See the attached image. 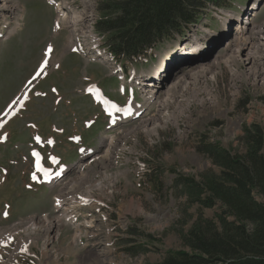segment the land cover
<instances>
[{"label":"rangeland","instance_id":"374dc122","mask_svg":"<svg viewBox=\"0 0 264 264\" xmlns=\"http://www.w3.org/2000/svg\"><path fill=\"white\" fill-rule=\"evenodd\" d=\"M99 1L71 0L79 21L74 29L72 17L61 16L45 0H0V116L6 109V116L14 114L22 105L0 131L1 180L5 177L0 183V214L9 212L8 221L0 216V264L160 262L166 252L183 249L181 236L197 218L212 219L217 211H199L196 205L186 203L180 190L171 189L179 176L200 179L201 174L219 173L201 152V146L218 143L243 154L244 128L254 124L264 128V68H258L264 66V45L260 44H264V36L258 30L264 22V0L255 11L246 9V2L251 8V2L256 0H221L224 7L211 5V15L193 27L181 42H172L163 49L157 61L128 66L148 79L169 58L171 63L196 68L184 69H194L185 76V84L193 82L192 76L203 69L200 66L212 64V50L242 33H237L238 25L244 21L248 27L242 28L246 29L245 35L239 34L238 38L248 48L242 51V63L237 64L243 73H238L236 79L227 73L233 69L231 64L240 61L233 62L234 53L239 50L235 42L217 66L223 75L215 82L216 76L213 79L209 76L206 82L194 83L192 92L178 87L172 96H168L166 82L165 95L160 92L151 104L145 103V95L140 94L145 113L138 121L111 130L106 139L113 138L114 142L106 156L107 145L101 139L109 132L105 131V119L108 123L111 120L106 116L104 119L87 88L95 84L124 106L129 96L119 94L120 83L113 77L111 63L79 56L71 49L78 36L88 44L89 37L91 40L93 35L99 37L94 29ZM237 13L242 16L240 22L234 19ZM56 19L61 20L58 32L54 31ZM98 44L102 46L103 39ZM254 55L262 60L248 65L247 60ZM45 59L47 67L40 69ZM217 72L213 67L211 74ZM182 73L170 77L171 84H177ZM28 81L32 85L27 87ZM200 100L210 107L200 106ZM4 114L0 117L2 124L6 120ZM90 122L94 124L88 129L85 125ZM153 124L160 126L156 132L150 131ZM33 135L44 140L52 138L55 141L52 155L70 164L72 169L65 186L29 185L30 151L36 148ZM75 138L82 144H76ZM121 146L124 152L118 155L116 150ZM89 147L96 150L95 158L81 166L77 162L80 151ZM137 164L149 168L150 174L145 172L147 168L142 170ZM69 192L93 202L78 215L77 224L64 225L61 216H54V199ZM85 211H91L92 216L86 217ZM45 215L54 216L48 218L50 226L58 219L62 225L52 231L46 229V234L40 227ZM33 217L37 232L26 235L31 232L27 228ZM81 221L93 223L85 228L81 227ZM13 233L15 236L11 237Z\"/></svg>","mask_w":264,"mask_h":264},{"label":"trees","instance_id":"16d2710c","mask_svg":"<svg viewBox=\"0 0 264 264\" xmlns=\"http://www.w3.org/2000/svg\"><path fill=\"white\" fill-rule=\"evenodd\" d=\"M211 5L221 8L223 3L101 0L95 31L104 38L108 53L140 64L150 51L162 52L167 41L186 38L211 15ZM243 131V154L218 143L201 146L218 174L211 171L200 179L175 180L171 189L180 190L188 205L217 211L212 219L197 218L181 236L183 249L166 252L155 264H264V128L254 124Z\"/></svg>","mask_w":264,"mask_h":264},{"label":"bare ground","instance_id":"6f19581e","mask_svg":"<svg viewBox=\"0 0 264 264\" xmlns=\"http://www.w3.org/2000/svg\"><path fill=\"white\" fill-rule=\"evenodd\" d=\"M260 2H261V0H256V1H254L253 2V5H252V7L251 8H248V10L250 9V10H259V5H260ZM255 7H257V9H255ZM60 8H62V9H60ZM57 9H58V12L60 13L62 10H63V5L62 4H60V5H58V7H57ZM71 12H73V15H74V17H73V20H72V22H71V24H74V25H76L77 23H78V19H77V16H76V12L73 10V11H71ZM241 25V26H240ZM248 23H246V22H244V21H241L240 23H239V25H238V32L237 33H239V32H242V33H239V34H244L245 32H246V29L245 30H242V28L244 27V28H247L248 26ZM76 28V27H75ZM264 22L261 24V26H260V28L258 29V30H261L260 32H261V34H260V36H264ZM239 34H238V36H237V38L236 37H234V38H232L231 40H228V42L225 44V46H224V49L219 53V54H217L216 55V57L214 58V60L212 61V64H208V65H204V66H200L201 68H203V69H201L199 72H197V73H195L192 77H193V82H188L187 84H185V82H186V75L190 72V71H193L194 69H196V68H194V67H192V68H194V69H190V70H187V71H178V73L176 74V76L178 77L179 76V74H180V72H183L182 74H181V76L179 77V79H178V83L177 84H171V82L166 86L167 87V89H168V96L169 95H171V94H174L175 93V91L178 89V87H182V89L183 90H186V89H188L187 91H191L192 92V90H194L193 89V84L194 83H196V82H206V81H204L205 79H207L209 76H210V78L211 79H213L214 78V76H216L215 77V80H213L214 82L216 81V80H218V78H220V76L221 75H223V72H222V69L221 68H219V67H217L219 64H221V62L225 59V57H226V53L228 52V50L231 48V46L235 43V42H237L238 43V46H239V50H238V52H236V53H234L236 56L234 57V61L233 62H235L236 60H240V61H237L236 63H233V64H231L230 66L231 67H233V69H231L230 70V72H227L233 79L235 78H239L238 77V73H243V72H241L240 70H239V67L237 66V64L238 63H242V61H241V56H244V53H242V51H245L246 50V48H248V45L246 44V43H244L243 42V40H240L238 37H239ZM245 35V34H244ZM244 35H242V36H244ZM259 36V37H260ZM236 38V39H235ZM254 42V41H253ZM261 45H264L263 43H260ZM50 51H51V48L49 49V51L47 52L48 54L50 53ZM100 51L98 50V49H94V48H87V52L85 53V54H87V55H89V54H91L92 56H101L100 55ZM104 57V60L106 61L107 60V58L105 57V56H103ZM254 60H255V62H254ZM259 60H262V58L261 57H258V56H250L249 57V59L247 60V64L248 65H252V64H257L258 62H259ZM245 62V61H244ZM246 64V63H245ZM45 67H47V63L44 65ZM45 67H43V68H45ZM206 67V68H205ZM213 67L214 68H216V69H218L219 70V72H217V73H213V74H211V71H212V69H213ZM258 68H264V66L263 65H260V66H258ZM186 69H189V68H186ZM210 74V75H209ZM175 75V74H174ZM173 75V76H174ZM212 76V77H211ZM176 77V78H177ZM172 78V77H171ZM263 80V79H262ZM185 84V85H184ZM197 85V84H196ZM147 87H153V84H147L146 85ZM180 91V90H179ZM166 93V92H165ZM209 93H211V89L209 90ZM180 94V93H179ZM195 95V94H194ZM206 95V94H205ZM210 95V94H209ZM172 96V95H171ZM196 96V95H195ZM169 98V97H168ZM192 98V97H191ZM195 98V97H194ZM209 98V97H208ZM177 99V98H176ZM198 99V98H197ZM206 99V98H205ZM210 102H211V100L210 99H208ZM203 101L202 100H200V102L198 103V104H201L200 106H202V105H205V106H207V107H210V106H208L206 103H202ZM203 109V108H202ZM182 112V111H181ZM160 119H162V116L160 117ZM163 121V120H162ZM169 122V121H168ZM162 123H164V122H162ZM152 128H153V131L150 129V131L151 132H156L157 131V129H158V127H160V126H158L157 124H153V126H151ZM145 131H147V130H145ZM112 141V140H111ZM111 148H112V144L111 145H107V149H106V152H105V155L106 156H109L108 154L110 153V151H111ZM98 160H99V158H98ZM81 173V172H80ZM86 174V173H85ZM101 174V173H100ZM80 175V174H79ZM80 176H84V174L83 175H80ZM107 177V176H106ZM115 182V181H114ZM81 183V182H80ZM100 183L101 182H99V185H98V187H100L101 185H100ZM72 190V188H69V191H71ZM69 196H72L73 198L72 199H68V208L66 209V211L64 212V214L63 215H58V214H55L54 216H61V218L63 219V224L64 223H66V221L69 219V215H68V212L70 211L71 213H72V215H73V212H74V210H76L77 208H78V205H77V202H76V197L75 196H73V195H69ZM79 205H83V203H80ZM92 212L90 211L89 213H87V215H86V217H90V216H92ZM54 216H46V220L44 221L45 223H42L41 225H40V227L41 228H43V231H45L46 229H48V228H51V231L53 230V229H55V228H59V226H61L62 224L60 223L61 222V220L60 219H58V222H55V224L54 225H49V223H47V221H48V218L49 217H54ZM71 218L73 219V217L71 216ZM82 223L80 224L81 225V227H85V228H87V227H89V226H92V223H93V221H85V222H83V221H81ZM18 224H22V223H18ZM59 225V226H58ZM32 227V226H31ZM39 227V228H40ZM77 227H79V229L80 230H82L81 229V227L80 226H77ZM37 229H38V226L37 225H35V228H31V232H27V234L26 235H32V234H34L36 231H37ZM45 233H46V231H45ZM48 233H50V230L48 231ZM47 234V233H46ZM49 235V234H48ZM79 235H81V232L78 234V236ZM48 239V238H47ZM49 241H50V239H49ZM48 242V240H46V243ZM44 251H45V249H44ZM1 258V257H0ZM2 260V259H1Z\"/></svg>","mask_w":264,"mask_h":264},{"label":"water","instance_id":"95a60500","mask_svg":"<svg viewBox=\"0 0 264 264\" xmlns=\"http://www.w3.org/2000/svg\"><path fill=\"white\" fill-rule=\"evenodd\" d=\"M175 40H176V39H175ZM175 40H173V42H174ZM171 43H172V41H167L165 44H166V45H169V44H171ZM220 48H221V46H218V47H215V48L212 50V52H211V58H210L211 61H212L213 58L216 56V54L218 53V51L220 50Z\"/></svg>","mask_w":264,"mask_h":264},{"label":"snow or ice","instance_id":"6c2138e0","mask_svg":"<svg viewBox=\"0 0 264 264\" xmlns=\"http://www.w3.org/2000/svg\"><path fill=\"white\" fill-rule=\"evenodd\" d=\"M45 63H47L46 61H45ZM57 67H59L58 65H57ZM55 91V90H54Z\"/></svg>","mask_w":264,"mask_h":264}]
</instances>
